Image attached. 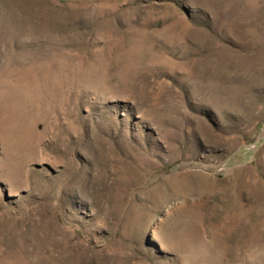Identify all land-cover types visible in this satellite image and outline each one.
<instances>
[{
  "label": "rangeland",
  "instance_id": "374dc122",
  "mask_svg": "<svg viewBox=\"0 0 264 264\" xmlns=\"http://www.w3.org/2000/svg\"><path fill=\"white\" fill-rule=\"evenodd\" d=\"M0 264H264V0H0Z\"/></svg>",
  "mask_w": 264,
  "mask_h": 264
}]
</instances>
